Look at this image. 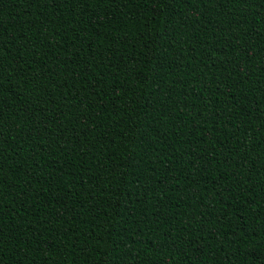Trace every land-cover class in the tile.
<instances>
[{"label": "trees", "instance_id": "obj_1", "mask_svg": "<svg viewBox=\"0 0 264 264\" xmlns=\"http://www.w3.org/2000/svg\"><path fill=\"white\" fill-rule=\"evenodd\" d=\"M0 264H264V0H0Z\"/></svg>", "mask_w": 264, "mask_h": 264}]
</instances>
